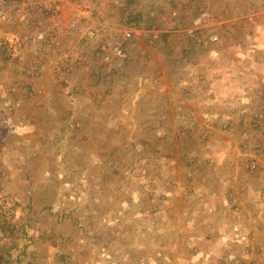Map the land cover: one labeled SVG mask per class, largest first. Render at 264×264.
<instances>
[{
  "label": "rangeland",
  "instance_id": "374dc122",
  "mask_svg": "<svg viewBox=\"0 0 264 264\" xmlns=\"http://www.w3.org/2000/svg\"><path fill=\"white\" fill-rule=\"evenodd\" d=\"M0 52L9 264H264V0H0Z\"/></svg>",
  "mask_w": 264,
  "mask_h": 264
},
{
  "label": "trees",
  "instance_id": "16d2710c",
  "mask_svg": "<svg viewBox=\"0 0 264 264\" xmlns=\"http://www.w3.org/2000/svg\"><path fill=\"white\" fill-rule=\"evenodd\" d=\"M43 9V17L45 16L44 14H47V16H49L50 14H51V9H52V7H44V8H42ZM34 13H35V11H34V9H32V11H31V14L32 15H34ZM140 17V16H139ZM133 20H136V17L135 18H132ZM31 22H33L32 24L34 25L33 27L35 28V29H40V27H38L37 26V24H36V20L34 21L33 19H31ZM85 35V37L87 38L88 36L86 35V34H84ZM81 39H83V38H81ZM86 40H84L83 42H85ZM134 42H136V41H134ZM126 46L127 45H125L124 44V51L125 52H128L125 48H126ZM87 47V44H86V46H85V48ZM97 51H99V48H97V47H94V49H90V52L91 53H94V54H96L97 53ZM1 53H3V52H0V54ZM1 57H2V55H1ZM10 58H6L5 56L4 57H2V60H3V62L5 63L6 61H8ZM100 74H101V77H102V72L100 71ZM105 77V80H109L106 76H104ZM6 254H9V250H5L3 247H0V264H9V260H7L6 258H5V255Z\"/></svg>",
  "mask_w": 264,
  "mask_h": 264
}]
</instances>
